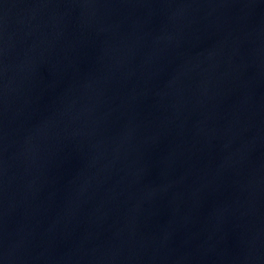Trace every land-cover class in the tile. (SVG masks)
I'll return each instance as SVG.
<instances>
[{"label": "water", "instance_id": "95a60500", "mask_svg": "<svg viewBox=\"0 0 264 264\" xmlns=\"http://www.w3.org/2000/svg\"><path fill=\"white\" fill-rule=\"evenodd\" d=\"M0 264H264V0H0Z\"/></svg>", "mask_w": 264, "mask_h": 264}]
</instances>
